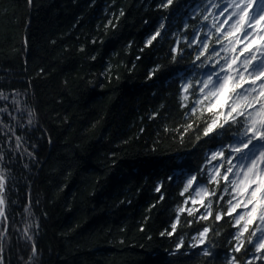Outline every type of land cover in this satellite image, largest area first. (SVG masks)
Here are the masks:
<instances>
[{"label": "trees", "instance_id": "1", "mask_svg": "<svg viewBox=\"0 0 264 264\" xmlns=\"http://www.w3.org/2000/svg\"><path fill=\"white\" fill-rule=\"evenodd\" d=\"M161 4L0 0L4 264H228L233 255L247 264L252 258L254 249L231 251L237 229L228 216L214 220L215 203L213 217L199 220L200 204H183L191 190L180 195L191 175L204 181L208 154L231 139L197 140L189 130L181 141L182 126L196 117L185 119L180 84L211 70L199 66L209 53L195 60L198 46L188 41L194 34L203 39L216 9L193 15L207 0ZM224 186L222 179L207 184L216 195L205 202ZM181 206L200 212L180 213L169 236ZM205 226L210 232L201 246L194 237Z\"/></svg>", "mask_w": 264, "mask_h": 264}, {"label": "snow or ice", "instance_id": "2", "mask_svg": "<svg viewBox=\"0 0 264 264\" xmlns=\"http://www.w3.org/2000/svg\"><path fill=\"white\" fill-rule=\"evenodd\" d=\"M172 2L162 0L161 6L166 8ZM209 7L216 9L209 12L215 23L206 25L209 31L204 33L203 39L194 34L188 42L198 46L195 60L201 61V57L209 53L199 66L211 70L200 80L180 84L181 107L189 108L184 114L185 119L196 117L195 121L182 126L181 141L189 130L196 133L197 140L202 137L231 139L208 154L211 167L206 174L201 173L204 181L191 175L184 182L180 195L191 190L192 194L183 204L191 201L195 206L199 203L204 209L199 220L213 217L214 203L217 205L215 221L230 217L232 227L237 229L229 239L230 244L235 242L231 251L238 254L242 249L245 253L254 249L252 258L247 261L252 264L254 259H264V0H207V4L196 6L193 15L201 10L208 11ZM203 20L208 21V15H204ZM159 35L157 31L147 43L150 45ZM213 35L216 40L209 52ZM213 58L217 59L208 65L206 61ZM217 160L219 163H213ZM221 179L225 183L220 189L221 194L215 201L208 198L205 202L206 197L216 195L215 189L209 192L207 184L215 181L219 186ZM3 187L4 179L0 176V193ZM161 187L158 185L155 190L160 192ZM225 195L229 197L226 201ZM3 204L0 195V216L4 215ZM185 211L188 216H193L200 212V208L178 207L176 222L171 225L172 231L167 233L169 236L176 232L180 213ZM209 232L210 228L205 226L194 239L202 246ZM182 245L183 240H180L177 249ZM203 255L210 257L212 253L205 248ZM228 264H239L237 256H231Z\"/></svg>", "mask_w": 264, "mask_h": 264}, {"label": "water", "instance_id": "3", "mask_svg": "<svg viewBox=\"0 0 264 264\" xmlns=\"http://www.w3.org/2000/svg\"><path fill=\"white\" fill-rule=\"evenodd\" d=\"M0 195H2V197H3V191H2V193H0ZM3 212H4V215L3 216H0V220L1 219H4L5 222L7 223V221H6V214H5V201H4V204H3ZM34 253H35V250H33V254ZM0 264H4V259H3V253L2 252H0Z\"/></svg>", "mask_w": 264, "mask_h": 264}, {"label": "rangeland", "instance_id": "4", "mask_svg": "<svg viewBox=\"0 0 264 264\" xmlns=\"http://www.w3.org/2000/svg\"><path fill=\"white\" fill-rule=\"evenodd\" d=\"M3 253V252H2ZM4 259V258H3Z\"/></svg>", "mask_w": 264, "mask_h": 264}]
</instances>
